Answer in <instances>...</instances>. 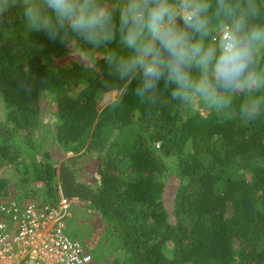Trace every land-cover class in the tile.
<instances>
[{"label": "trees", "instance_id": "obj_1", "mask_svg": "<svg viewBox=\"0 0 264 264\" xmlns=\"http://www.w3.org/2000/svg\"><path fill=\"white\" fill-rule=\"evenodd\" d=\"M137 84L28 33L19 4L0 15V168L16 177L0 197L60 192L98 212L91 264H264V117L149 105Z\"/></svg>", "mask_w": 264, "mask_h": 264}, {"label": "clouds", "instance_id": "obj_2", "mask_svg": "<svg viewBox=\"0 0 264 264\" xmlns=\"http://www.w3.org/2000/svg\"><path fill=\"white\" fill-rule=\"evenodd\" d=\"M17 4L28 33L100 54L143 103L264 117V0H0V15Z\"/></svg>", "mask_w": 264, "mask_h": 264}, {"label": "built area", "instance_id": "obj_3", "mask_svg": "<svg viewBox=\"0 0 264 264\" xmlns=\"http://www.w3.org/2000/svg\"><path fill=\"white\" fill-rule=\"evenodd\" d=\"M1 197L0 264H91L80 241L64 232L69 199L60 192L43 203Z\"/></svg>", "mask_w": 264, "mask_h": 264}, {"label": "rangeland", "instance_id": "obj_4", "mask_svg": "<svg viewBox=\"0 0 264 264\" xmlns=\"http://www.w3.org/2000/svg\"><path fill=\"white\" fill-rule=\"evenodd\" d=\"M117 96H118L117 94H110L108 98L109 100H114L117 98ZM44 104H45L44 107L45 121H48L50 120V118H52L51 105H49L46 102V100H44ZM51 121L54 122V118ZM66 154L67 156H71L72 152L67 151ZM88 158H89L88 156H81L79 158V161L82 163L88 161ZM87 170L80 168L79 175L82 177L86 176ZM0 178H5L7 180L9 179V181H7V186H9L11 182L12 183L15 182L16 177L12 175L11 171H8V168L7 169L0 168ZM165 187L168 192H171L173 188L172 181L165 178ZM37 192H39V190H37ZM17 194L18 193L14 194L13 198H15ZM7 196H11V195H7ZM58 197L59 195L57 196V198ZM22 199L23 200L21 201H24L28 198L25 197V194H22ZM68 199H69L68 209H67L68 213L65 217V223H66V227L64 230L65 234L71 239L79 240L80 243L85 248V250L89 251L93 255L94 253H99V250L97 248L98 245H96L99 241L98 242L96 241L100 238L99 237L100 233H98V229H100L103 225L102 217L98 214V212H96L93 209H90L86 204H84V202L74 200L72 198H68ZM166 203L169 204V202ZM93 264H95V261L93 262Z\"/></svg>", "mask_w": 264, "mask_h": 264}]
</instances>
